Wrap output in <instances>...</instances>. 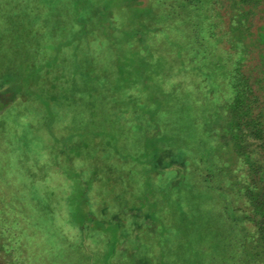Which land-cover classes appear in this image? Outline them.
<instances>
[{
  "label": "rangeland",
  "instance_id": "rangeland-1",
  "mask_svg": "<svg viewBox=\"0 0 264 264\" xmlns=\"http://www.w3.org/2000/svg\"><path fill=\"white\" fill-rule=\"evenodd\" d=\"M135 1L150 6L0 0V101L15 104L3 117L56 159L67 180L49 189L57 211L74 207L80 224L85 208L124 234L109 231L106 240L89 242L86 264H230L231 247L238 252L244 238L241 227L249 231L234 218L248 208L222 175L211 188L203 178L224 165L239 174L240 161L223 150L210 166L205 150L211 159L217 154L216 134L206 130L203 108L193 110L187 93L172 87L182 77L172 62L177 51L161 34L137 33Z\"/></svg>",
  "mask_w": 264,
  "mask_h": 264
},
{
  "label": "trees",
  "instance_id": "trees-1",
  "mask_svg": "<svg viewBox=\"0 0 264 264\" xmlns=\"http://www.w3.org/2000/svg\"><path fill=\"white\" fill-rule=\"evenodd\" d=\"M148 2L149 7H142L144 2L135 1V25L140 28L137 33L141 32L143 38L148 37L147 32H152L151 36L161 34L165 44L177 51L172 62L181 67L177 73L182 75L181 85L172 87L179 85V93H187L193 110L203 108L200 116L211 124L206 130L216 134L218 140V151L212 159L205 150L210 166L223 150H232L240 161V172L235 170L239 174L227 172L224 165L217 167L216 173L210 168L203 178L211 188L222 175L248 208L234 218L249 231L241 227L244 238L238 252L236 246L231 247L229 262L264 264V0ZM152 9L154 20L150 19ZM147 41L141 40L139 45ZM183 83L189 88L185 89ZM175 98L185 100L179 95ZM0 102V264H86L83 254L89 251V242L106 240L109 231L124 234L120 228L113 232L114 225L106 227L104 222L94 220V213L85 208L87 214L80 224L74 220V207L56 210L58 202L51 199L49 189L67 181L63 172L53 154L25 141L21 131L3 117L15 104L5 98ZM216 189L222 192L219 184ZM228 211L233 216L236 213L233 208ZM89 219L95 221L96 228L91 227ZM126 229L133 232L128 225ZM142 231L137 224L135 241H142ZM158 232L163 236L168 226ZM147 257L149 260L150 254L145 261Z\"/></svg>",
  "mask_w": 264,
  "mask_h": 264
}]
</instances>
